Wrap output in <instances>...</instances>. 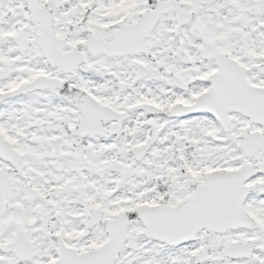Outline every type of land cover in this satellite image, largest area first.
I'll list each match as a JSON object with an SVG mask.
<instances>
[{
    "label": "snow or ice",
    "instance_id": "obj_1",
    "mask_svg": "<svg viewBox=\"0 0 264 264\" xmlns=\"http://www.w3.org/2000/svg\"><path fill=\"white\" fill-rule=\"evenodd\" d=\"M0 264H264V0H0Z\"/></svg>",
    "mask_w": 264,
    "mask_h": 264
}]
</instances>
